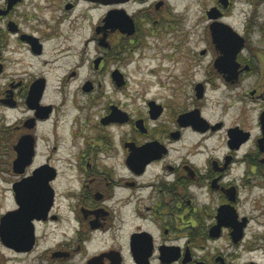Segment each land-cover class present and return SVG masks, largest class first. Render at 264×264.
<instances>
[{
    "label": "flooded vegetation",
    "instance_id": "flooded-vegetation-1",
    "mask_svg": "<svg viewBox=\"0 0 264 264\" xmlns=\"http://www.w3.org/2000/svg\"><path fill=\"white\" fill-rule=\"evenodd\" d=\"M243 1L241 26L235 0L205 11L185 106L130 108L112 63L135 35L105 19L164 0H0V264H264V0ZM215 22L243 40L230 74Z\"/></svg>",
    "mask_w": 264,
    "mask_h": 264
},
{
    "label": "rangeland",
    "instance_id": "rangeland-1",
    "mask_svg": "<svg viewBox=\"0 0 264 264\" xmlns=\"http://www.w3.org/2000/svg\"><path fill=\"white\" fill-rule=\"evenodd\" d=\"M164 1L165 5L159 10L151 3L130 7L133 12H139L134 45H130L129 51L124 53V61L112 63V67L120 66L130 80L128 103L133 106L130 108H140L142 95L173 101L178 108L185 106L187 97L184 90H188L191 80H200L204 76L202 71L196 72V57L207 46L204 36L207 22L205 11L213 5L212 0ZM149 8L151 11H147ZM249 8L245 1L235 0L233 15L228 21L234 26H241L244 18L241 12ZM140 10H143L141 15ZM102 13L103 10H96L95 16ZM88 26L83 25L84 28L79 31L81 41L89 30ZM81 53L84 56L83 49ZM51 95L57 96L54 88ZM79 101L83 100L80 98ZM68 109L71 110L70 107ZM69 185L70 182L64 177V188ZM46 241L47 245L53 242Z\"/></svg>",
    "mask_w": 264,
    "mask_h": 264
},
{
    "label": "water",
    "instance_id": "water-1",
    "mask_svg": "<svg viewBox=\"0 0 264 264\" xmlns=\"http://www.w3.org/2000/svg\"><path fill=\"white\" fill-rule=\"evenodd\" d=\"M96 1L119 3L121 0ZM224 4L227 6V2H224ZM209 17L211 19H217L219 15L215 14L212 10L209 13ZM105 27L111 28L113 31L119 30L121 33L127 34L128 36H132L136 33V24L133 18L122 9L114 10L107 16L105 19ZM211 33L213 44L223 55L217 59L216 68L223 74H230L235 65L236 55L243 46V40L232 28L217 22L211 25Z\"/></svg>",
    "mask_w": 264,
    "mask_h": 264
}]
</instances>
